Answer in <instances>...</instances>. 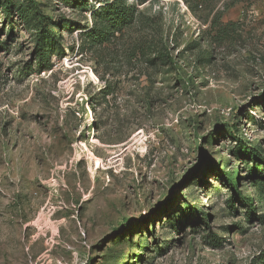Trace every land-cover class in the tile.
I'll list each match as a JSON object with an SVG mask.
<instances>
[{
    "label": "rangeland",
    "instance_id": "1",
    "mask_svg": "<svg viewBox=\"0 0 264 264\" xmlns=\"http://www.w3.org/2000/svg\"><path fill=\"white\" fill-rule=\"evenodd\" d=\"M104 1L0 0V264H264V0Z\"/></svg>",
    "mask_w": 264,
    "mask_h": 264
},
{
    "label": "trees",
    "instance_id": "2",
    "mask_svg": "<svg viewBox=\"0 0 264 264\" xmlns=\"http://www.w3.org/2000/svg\"><path fill=\"white\" fill-rule=\"evenodd\" d=\"M95 12H97L95 23L86 30V33L98 42H102L107 40L114 31L132 23L135 16V7L127 5L125 1L121 0H105ZM46 66L50 68V65ZM46 66H41V68L44 69Z\"/></svg>",
    "mask_w": 264,
    "mask_h": 264
},
{
    "label": "bare ground",
    "instance_id": "3",
    "mask_svg": "<svg viewBox=\"0 0 264 264\" xmlns=\"http://www.w3.org/2000/svg\"><path fill=\"white\" fill-rule=\"evenodd\" d=\"M96 163H98V160L96 159Z\"/></svg>",
    "mask_w": 264,
    "mask_h": 264
}]
</instances>
